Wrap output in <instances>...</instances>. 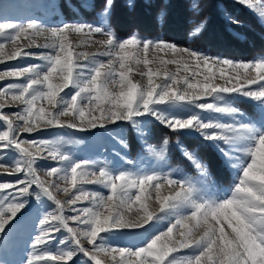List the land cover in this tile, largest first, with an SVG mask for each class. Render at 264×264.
<instances>
[{
	"label": "rangeland",
	"instance_id": "374dc122",
	"mask_svg": "<svg viewBox=\"0 0 264 264\" xmlns=\"http://www.w3.org/2000/svg\"><path fill=\"white\" fill-rule=\"evenodd\" d=\"M63 1L0 0V264H264V53L120 36L111 0L92 21ZM227 1L264 26L263 0Z\"/></svg>",
	"mask_w": 264,
	"mask_h": 264
},
{
	"label": "trees",
	"instance_id": "16d2710c",
	"mask_svg": "<svg viewBox=\"0 0 264 264\" xmlns=\"http://www.w3.org/2000/svg\"><path fill=\"white\" fill-rule=\"evenodd\" d=\"M106 2L91 0L89 9L71 4L78 9L74 14L92 21L106 8ZM64 3L61 0L63 13L69 15L72 10ZM108 11L109 27L120 36L137 33L159 37L210 54L238 59H252L264 53V26L252 12L236 2L132 0L129 3L128 0H111ZM162 132L168 131L163 129ZM181 136L188 148H196L201 157L209 162L216 178L227 181L225 166L209 146L194 137ZM131 149L134 150L133 144ZM219 172L221 176H218Z\"/></svg>",
	"mask_w": 264,
	"mask_h": 264
}]
</instances>
